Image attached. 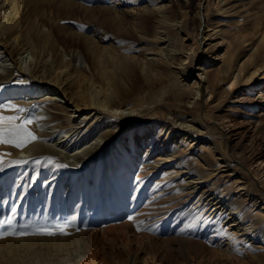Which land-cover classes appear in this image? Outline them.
<instances>
[{
	"label": "bare ground",
	"instance_id": "obj_1",
	"mask_svg": "<svg viewBox=\"0 0 264 264\" xmlns=\"http://www.w3.org/2000/svg\"><path fill=\"white\" fill-rule=\"evenodd\" d=\"M204 1L201 0L193 16L198 18V50L191 57V63L194 65L198 59L202 44L219 39L221 35V41L212 46L215 47L213 61H219V66L212 71L206 68V63L198 64L192 89L201 97L207 95L208 99L216 92L224 94L219 100L222 105H219L223 110L229 107V112L215 120V131L230 148V155L220 139L204 138L208 129L199 118L191 122L173 117L172 120L162 119L138 126L131 122L124 124V120L156 110L167 99L171 83L148 99L135 98L134 88L123 79L132 65L118 57L115 51L103 55L98 48H91L88 37L79 40L92 58L94 71L77 51L68 55L70 63L67 65L65 54L61 56L58 72H48V51L54 48L55 42L42 30L41 20L29 15V2L0 0V49L3 53L0 56V102L24 107L21 99L25 90L28 94H50L38 105L24 107L28 109L26 113L4 112V115L33 117L34 123L29 127L41 139L23 150L0 145V153H11L8 156L14 162L26 161L16 163L18 166L26 165L31 169L16 179L11 178L16 172L11 173L7 181H2L1 190L6 185L7 191L14 195L18 184L26 188L30 175L32 184L39 175L45 177L44 181L41 179L43 191L52 190L63 173L84 170L103 162V171L96 174L100 180L98 209L105 211L106 208L109 214L117 210L124 212L132 196L131 209L134 210L129 219L143 221L142 229L152 234H146V237L156 238V244L162 241L168 246L167 242H179L181 252V255L166 252L159 246L152 248V244L145 247L142 242L123 250L109 247L103 239L114 238L115 223L110 219L101 228L96 223L83 225L82 235L88 237L89 245L72 264H192L194 255L212 254L214 240L225 235L232 237L231 241L237 245L246 246L244 252L255 261H249L250 264H264V194L261 192L256 197L259 194L253 190L258 185L248 169L256 159H264V137L260 136L264 133V53L257 56L253 52V56L245 58L244 51L238 58L223 36L227 30L217 29V26L227 24L229 16L252 19L254 14L249 12V7L257 0H219L220 5L213 13L218 19L213 21L206 6H201ZM149 8L161 14L160 26L153 39L160 45L158 54L165 62L172 60L174 79H187L188 72L183 65L189 56L184 58L182 51L173 50L167 34L174 23L160 6L154 4ZM220 48L223 52L217 53ZM173 52L175 56L181 55V59ZM154 53L150 49L145 51V58L152 67L161 64L162 60ZM7 60L11 61L12 67L6 65ZM65 66L68 69L63 70ZM18 75L34 76L38 86H27ZM12 78L17 80L9 85ZM67 89L71 92L66 95ZM57 95L63 98L61 104L55 101ZM197 103L196 98L191 104ZM76 114L78 119L74 118ZM83 122L84 126L81 125ZM20 154H27V157ZM13 182H17L16 188L12 187ZM220 184L225 186L222 190ZM233 188L242 198L255 195L249 209L229 196ZM41 196L40 192H35L18 202L23 209L22 218H28L35 227L37 223L33 221L37 220L41 226L52 228L67 224L68 235H74L79 223L71 215L68 221L64 220L68 209L52 218L58 211L44 203ZM87 202H90L89 198ZM104 215L102 219L106 221ZM15 216H12L13 221ZM180 220H185V224H178L177 230L174 227L168 232L166 224L172 222L174 226ZM158 226L160 228L155 231ZM35 227L28 229L32 231ZM167 233L174 234L172 239L168 240ZM60 238L66 239L67 235L11 236L0 243L4 245L0 249L13 248L17 243L31 239L56 242Z\"/></svg>",
	"mask_w": 264,
	"mask_h": 264
},
{
	"label": "rangeland",
	"instance_id": "obj_2",
	"mask_svg": "<svg viewBox=\"0 0 264 264\" xmlns=\"http://www.w3.org/2000/svg\"><path fill=\"white\" fill-rule=\"evenodd\" d=\"M24 1L29 2V15L41 20L42 30L49 33L50 38L55 42L54 48L48 51V58L50 59L46 67L48 72H58L60 66L59 59L61 56L65 54L64 62L65 65H67L70 63L68 55H72L77 51L83 54L84 60L87 62L86 64H88L91 71H94L92 58L88 54L85 44L81 43L79 40L88 37L91 40V48H98L103 55H106L107 52L110 53V51H115L118 57L124 59L129 65H132L131 69L124 73L123 79L128 86L134 88L135 98L139 100L148 99L162 92L163 88L169 84V82L171 83L166 94L167 99L158 105L156 110L127 121L124 120V124L131 122L138 126L154 121L159 122L162 119L172 120L173 117L191 122L193 119L199 118L208 129L204 138L220 139L225 147L226 153L229 155L231 154V150L226 146L224 139L215 131V120L229 112V107L226 109L227 111L223 110L220 106L222 103H219V100L223 99L224 94H218V92H216L211 99H208L207 95L201 97L198 95L197 90L192 89L194 85L193 82L198 73V69H196L198 64L206 63V68L212 71L219 66V61H213L215 47L212 46L217 41H221V35L219 39L208 41L205 45L202 44L198 51V59L194 62V65L191 63V57H193L198 50L196 43V23H198V18H194L193 16L197 13L198 5L201 0ZM148 4L160 6L162 11L167 14L170 22L174 23V26L167 30V34L169 35L173 50L182 51V53H184V58L189 56V58L185 59L183 65L185 67L184 69L188 72L187 79L184 77L174 79L172 73L174 69L172 60L170 59L168 62H165V59H162L160 54H158V52H160V45L153 39L160 26L159 17L161 14L153 9L151 10L149 7L152 5L150 6ZM219 5V0H205L201 6L204 8L206 6L210 19L213 21L218 19L213 13ZM249 12L254 14L252 15V19L241 18L237 15L229 16L226 20V22L228 21L227 24L217 26V29L223 27V29L227 30L223 32V36L229 41L238 58L244 51H246L245 58L252 55L253 52L257 54V56L264 53V0H257L252 7H249ZM203 27L204 23L202 25V28ZM147 49L155 52L154 55L156 58L162 59L160 60L161 64L155 65L154 67L148 64L145 58V51ZM221 49L222 48L217 50V53L223 52L220 51ZM174 53L175 52L172 54ZM2 54L0 49V56H2ZM175 57L180 58L181 55H176ZM74 62L80 65L79 61L74 60ZM6 65L12 67L11 61L7 60ZM66 69H68L67 66L63 68V70ZM17 77L19 80H24V84L31 88L38 86V82L34 76L33 78H28L24 75H18ZM14 78L8 83L9 85H12L13 82L17 80ZM171 79H174L173 82L170 81ZM218 90L219 89H217V91ZM69 92H71V89H67L64 94L67 95ZM43 94L44 92L28 94L27 90H25L24 95H22L23 98L21 99L24 102L22 103L23 106L29 108L33 105H38L43 98L50 96V94ZM57 97L58 99H55V101L61 104L63 98L59 95H57ZM196 98L198 103L193 106L191 103ZM27 117L29 116H23L22 118ZM74 118L78 119V115L76 114ZM84 124L85 122L81 123L82 126H84ZM48 132H50V129H48ZM260 136L264 137V133ZM174 140L176 139H173V141ZM20 155L23 158L27 157V154ZM261 160L262 159H256L252 165L248 167L250 174L254 177L258 185L256 190H253L256 194H259L256 195V197L260 196L261 192L264 194V159L263 161ZM4 161V165L0 166V219H13L12 216L15 214L17 216H15L16 218L14 221L12 220L14 225L31 223L32 221L28 220V218H22L21 210L23 209H20L21 206L18 205V202L20 200H25L35 192H40L42 201H44V203L46 202L50 208H56L58 211V214L56 213V216L52 218L60 216L63 209L66 208L68 212H66L67 214L64 220L68 221L71 215L74 220L78 221L79 225L74 235L69 234L72 235L69 237V235L66 234V239H56V242L45 240L37 242L31 239L23 243H17L13 248L6 250L0 249V264H72L89 245L88 237L82 235L84 232L83 225L87 223H96L98 224V228H101L104 226V223H108L110 219L115 223V227L112 230L114 238L112 240L106 239L107 237L103 239L109 247L116 246L118 249L123 250L129 245H137L142 242L145 247H149L152 244V248L159 246L166 252H178L176 254L181 255L178 248L179 242H167L168 246H165L162 241L158 242L160 244H156V238L152 237L154 238L152 239L151 237H146V234H152L150 231H144L142 229V226H144L143 221L133 219L132 217L129 219V217L133 215L131 214V210H134V208L131 209L132 196L124 212L117 210L109 214L106 208H104L105 211L98 209L99 205L96 204L100 202V180L97 178L96 174L103 171V162L97 163L90 168H85L84 170L79 169L75 172L63 173L58 180L57 186L52 190L44 189L43 191L41 179L44 181L45 177L39 175L36 177L35 184H32L31 175L27 176L29 183L26 188H24L22 184L17 185V182L12 183L13 188L17 185V190L13 195L10 191H7L9 187L6 189V185H4L5 189L1 190V185L4 184L3 182L7 181V178H10L8 176L13 172H16V176L11 178L16 179L19 174H28L31 169L26 165L18 166L13 158L8 155L5 156ZM224 187L225 186L220 184L221 190ZM240 195L241 193H237V189L233 188L229 196L235 197L234 199H236V201L244 203L246 208L249 209L252 204L250 201L252 202L255 195H249V197L245 196L247 199H245V197L242 198ZM88 198L90 201L89 203L87 202ZM2 201L4 204L1 203ZM15 206L16 209L15 212H13L12 209L15 208ZM102 215L105 216L104 218H106V221H103ZM43 216L44 215H41V217ZM33 222L37 223L36 227H43L39 220ZM178 224L184 225L185 220L178 221L174 226L172 222L167 223L166 227L169 226L168 232L174 227V230H177L176 225ZM8 227V225H5L3 228H0V232L7 230ZM159 228V226L156 227L155 231ZM174 230H172V232ZM199 230L200 228L196 231L198 232ZM17 231H28L31 233L35 231V228L32 231L30 229L17 228ZM58 235L60 234L58 233ZM173 235V233L166 234L167 238H169L168 240L172 239L171 237ZM40 236L42 235L29 234L23 237H12L31 238ZM8 237L11 236L0 238V243ZM231 240L232 237L228 235L218 237L214 240L212 254L208 255L205 253L200 256L193 254L194 256L191 263L250 264L249 261L255 262L250 258L248 253L244 252L246 248L245 245H237L235 241ZM3 246L2 244L0 245L1 248H3Z\"/></svg>",
	"mask_w": 264,
	"mask_h": 264
},
{
	"label": "snow or ice",
	"instance_id": "obj_3",
	"mask_svg": "<svg viewBox=\"0 0 264 264\" xmlns=\"http://www.w3.org/2000/svg\"><path fill=\"white\" fill-rule=\"evenodd\" d=\"M12 111L17 114H23L28 111L19 105L13 103H0V145L14 147L18 150H23L29 145L40 141V137L29 127L34 123L32 117L22 118L21 115H4L5 111ZM11 155V153H0V166L4 165V156ZM26 161H15V163H25ZM51 162V161H49ZM37 164L40 163L39 160L36 161ZM15 212V208L12 209ZM131 219V218H130ZM5 225L9 227L7 230L0 232V238L6 236H16L23 237L29 234L32 235H47L53 236L57 233L66 235L67 233V224L56 225L52 227H35L31 223H22L19 225H14L11 218L4 220L0 219V228H3ZM30 227H35V231H17L19 229H28Z\"/></svg>",
	"mask_w": 264,
	"mask_h": 264
}]
</instances>
